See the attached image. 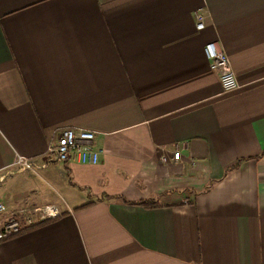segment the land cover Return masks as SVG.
<instances>
[{
  "label": "crops",
  "instance_id": "1",
  "mask_svg": "<svg viewBox=\"0 0 264 264\" xmlns=\"http://www.w3.org/2000/svg\"><path fill=\"white\" fill-rule=\"evenodd\" d=\"M64 127L93 132L95 164L54 160ZM25 177L58 198H23ZM7 178L1 219L59 214L0 241V264H264V0H0Z\"/></svg>",
  "mask_w": 264,
  "mask_h": 264
},
{
  "label": "built area",
  "instance_id": "2",
  "mask_svg": "<svg viewBox=\"0 0 264 264\" xmlns=\"http://www.w3.org/2000/svg\"><path fill=\"white\" fill-rule=\"evenodd\" d=\"M197 22L195 29L202 27L199 14L195 13ZM203 53L208 61L209 69L218 75L219 84L223 92L232 91L237 88L233 71L229 60L216 41H208L203 46ZM93 132L71 127L61 128L56 136L50 151L54 160L61 163L78 162L81 164H95L98 161L101 150L95 149L92 145ZM178 151L172 152V159L178 158ZM12 164L19 171L36 174L34 163L26 156L16 154ZM5 211L3 202L0 201V213ZM59 210L55 205L47 204L31 208H21L17 212L0 219V241L10 238L22 230L33 227L39 221L55 217ZM20 217L22 220L20 222Z\"/></svg>",
  "mask_w": 264,
  "mask_h": 264
},
{
  "label": "rangeland",
  "instance_id": "3",
  "mask_svg": "<svg viewBox=\"0 0 264 264\" xmlns=\"http://www.w3.org/2000/svg\"><path fill=\"white\" fill-rule=\"evenodd\" d=\"M39 173V172H37ZM9 180L10 178L5 179L4 182H0V200L3 202H6V198L7 196H9L6 192L9 191L8 190V184H9ZM26 180V185L23 188H19L18 192H21L23 198L26 199H39V202H41V198H44L46 196H50L53 195L54 197H56V193L53 191V189L45 184H42V182H40L38 177H33V178H27L25 177ZM16 189V187H13V189ZM37 188V194L31 193L30 190L31 189H35ZM56 194V195H55ZM58 198V197H56ZM5 206V205H4ZM5 214V212L0 213V219L1 216H3Z\"/></svg>",
  "mask_w": 264,
  "mask_h": 264
},
{
  "label": "bare ground",
  "instance_id": "4",
  "mask_svg": "<svg viewBox=\"0 0 264 264\" xmlns=\"http://www.w3.org/2000/svg\"><path fill=\"white\" fill-rule=\"evenodd\" d=\"M230 60V59H229Z\"/></svg>",
  "mask_w": 264,
  "mask_h": 264
}]
</instances>
